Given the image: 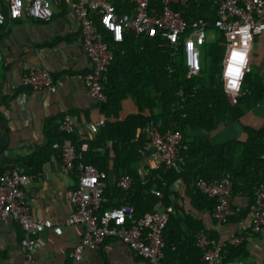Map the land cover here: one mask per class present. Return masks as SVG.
<instances>
[{
	"label": "trees",
	"instance_id": "trees-1",
	"mask_svg": "<svg viewBox=\"0 0 264 264\" xmlns=\"http://www.w3.org/2000/svg\"><path fill=\"white\" fill-rule=\"evenodd\" d=\"M111 1L118 16L134 15L133 4ZM153 1L159 8L160 1ZM219 1L193 0L174 9L188 22L202 19L212 28ZM96 25L113 55L102 81L105 101L96 104L104 117L97 134L88 141H81L77 134H62L59 124L54 125L49 128L51 133L45 148L38 149L25 160L7 163L22 166L24 170L16 172L34 179L40 176L50 159L61 160V151L54 148V144L64 141L76 151L72 169L76 181L80 167L92 166L105 174L100 211L128 205L133 208L134 218L139 219L144 214L160 213L172 206L173 212L163 232L164 263L204 264L202 251L193 246V241H182L183 232L179 226L186 225L194 237L201 230L188 215V209L210 214L215 210L216 199L202 194L197 187L201 181L213 184L227 179L231 184V201L246 199L244 213L251 211L256 190L264 182V126L247 127L241 121L264 101V78L245 73L240 95L232 105L221 82L227 45L223 33L212 32V39L202 49L200 73L188 79L181 48L173 56V51L159 36L136 37L129 31L124 33L121 43H114L100 27L98 19ZM127 100L134 104L137 114L118 121L123 102ZM150 125L161 134L178 133L181 142L175 167L168 169L161 164L158 169H146V176L142 177L137 169L151 153L146 149L148 141L143 133ZM233 125L241 128L242 139L221 145L211 141V136L218 130ZM8 164L0 175L11 169ZM112 174L113 182L110 181ZM123 176L132 180L128 190L117 186ZM177 181L180 184L175 188ZM181 245L191 254L186 261L177 262V252L171 250ZM226 248V253L234 249ZM226 259L227 255L224 264Z\"/></svg>",
	"mask_w": 264,
	"mask_h": 264
},
{
	"label": "built area",
	"instance_id": "built-area-1",
	"mask_svg": "<svg viewBox=\"0 0 264 264\" xmlns=\"http://www.w3.org/2000/svg\"><path fill=\"white\" fill-rule=\"evenodd\" d=\"M117 1L133 4L134 15L118 16L112 1L107 0H0V26L23 18L50 21L54 14L53 7L65 3L79 24L82 49L90 63V70L82 79L83 87L96 103L105 101L102 81L113 61L110 47L99 31L96 19L114 43H121L124 33L129 31L136 37L159 36L173 51V56L181 48L188 79L200 73L202 49L216 30L223 33L227 42L221 71L223 90L229 102L235 104L255 40L264 33V0H220L217 19L212 28L202 19L188 22L181 13L175 11V7L185 6L193 0H159V8L154 6L153 0ZM20 85L34 92L57 91L56 83L46 70L27 73L22 77ZM103 122L104 120L91 125V133L97 134ZM59 131L62 134L74 133L75 124L71 117L66 116L60 121ZM143 133L148 141L147 151L158 158L154 169H158L161 164L168 169L175 167L181 136L171 132L161 134L151 125ZM54 148L61 151V170L71 171L77 157L75 149L64 141L54 144ZM139 175L145 177L146 170H141ZM105 178L104 173L92 166L80 167L77 186L71 191L68 200L72 207L71 215L64 223H57L38 219L31 214L24 191L29 178L17 172L0 175V223L11 221L22 229L25 236L19 244L27 264H35L34 255L41 248L38 236L45 231L61 236L63 225H79L83 228L81 241L68 255L70 261L78 262L87 249L97 250L106 239H115L148 264H166L163 232L173 207L156 214H144L139 219L134 218L133 208L128 205L100 211ZM131 183V178L123 176L118 180L117 186L128 190ZM179 184L177 181L175 188ZM197 187L202 194L216 199L212 218L215 232L220 233L231 216V184L223 179L213 184L201 181ZM155 195L159 196L158 193ZM250 214L245 229L258 234L264 229V182L256 190ZM241 240L232 238L228 245L236 247ZM195 246L202 251L204 264H224L226 244L220 240L201 232L195 236Z\"/></svg>",
	"mask_w": 264,
	"mask_h": 264
},
{
	"label": "crops",
	"instance_id": "crops-1",
	"mask_svg": "<svg viewBox=\"0 0 264 264\" xmlns=\"http://www.w3.org/2000/svg\"><path fill=\"white\" fill-rule=\"evenodd\" d=\"M110 1L111 0H107ZM53 17L42 22L23 18L0 26V171L12 163L25 160L48 143L49 128L58 125L69 116L75 124L74 133L81 141H88L94 134L90 126L104 120L94 101L83 87V77L90 70V63L84 54L81 43L80 27L65 3L53 7ZM263 42L264 33L259 35L254 45ZM255 47L250 57L246 73H250ZM46 70L56 83V93L34 92L20 85L24 75L31 71ZM264 78V69L259 75ZM137 114L130 101H124L118 121L129 115ZM244 126H264V101L247 114L241 121ZM243 132L237 125L218 130L211 136L214 144L221 145L235 139H242ZM85 149V147H83ZM158 158L153 154L146 156L138 167L141 170L154 169ZM7 172H22V166ZM61 160L50 159L40 176L29 178L25 197L31 214L41 220L57 223L71 215L69 195L75 189L77 176L71 171L63 172ZM114 181V174L111 175ZM37 196V199H34ZM247 201L242 198L232 200L230 220L220 233L214 230L210 213H197L188 209L193 222L199 224L200 232L213 235L226 247L232 238L242 242L225 255V264H264V229L258 234L246 230L250 212L244 213ZM244 215V216H243ZM190 225L192 221H187ZM196 225V224H195ZM183 232L182 241L192 240L195 236L184 224L179 226ZM22 229L11 221L0 223V264H27L20 240L24 238ZM83 237L79 225H63L62 235L55 236L45 231L38 236L41 248L34 255L35 264H148L124 244L115 239H106L97 250L87 249L78 262L70 261L68 255ZM177 262L186 261L191 252L186 246L178 249ZM172 264V263H168Z\"/></svg>",
	"mask_w": 264,
	"mask_h": 264
},
{
	"label": "rangeland",
	"instance_id": "rangeland-1",
	"mask_svg": "<svg viewBox=\"0 0 264 264\" xmlns=\"http://www.w3.org/2000/svg\"><path fill=\"white\" fill-rule=\"evenodd\" d=\"M262 46H263V42L260 37L259 41H257V43L254 45L255 54L253 57V63L250 68V73L253 76H259L261 70L264 69V50L262 49Z\"/></svg>",
	"mask_w": 264,
	"mask_h": 264
}]
</instances>
